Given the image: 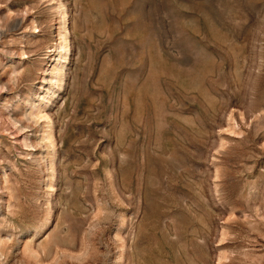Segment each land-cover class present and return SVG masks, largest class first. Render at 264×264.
<instances>
[{
  "label": "rangeland",
  "instance_id": "obj_1",
  "mask_svg": "<svg viewBox=\"0 0 264 264\" xmlns=\"http://www.w3.org/2000/svg\"><path fill=\"white\" fill-rule=\"evenodd\" d=\"M0 264H264V0H0Z\"/></svg>",
  "mask_w": 264,
  "mask_h": 264
}]
</instances>
